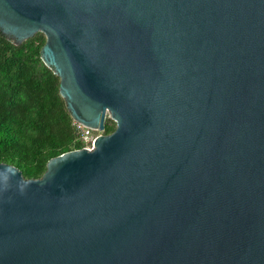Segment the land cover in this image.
I'll return each instance as SVG.
<instances>
[{"label": "water", "instance_id": "water-1", "mask_svg": "<svg viewBox=\"0 0 264 264\" xmlns=\"http://www.w3.org/2000/svg\"><path fill=\"white\" fill-rule=\"evenodd\" d=\"M0 31L101 132L0 162V264H264V0H0Z\"/></svg>", "mask_w": 264, "mask_h": 264}, {"label": "trees", "instance_id": "trees-1", "mask_svg": "<svg viewBox=\"0 0 264 264\" xmlns=\"http://www.w3.org/2000/svg\"><path fill=\"white\" fill-rule=\"evenodd\" d=\"M46 35L16 45L0 31V162L39 178L48 161L87 144L63 98L61 78L41 58ZM107 118L102 133L115 130Z\"/></svg>", "mask_w": 264, "mask_h": 264}, {"label": "built area", "instance_id": "built-area-1", "mask_svg": "<svg viewBox=\"0 0 264 264\" xmlns=\"http://www.w3.org/2000/svg\"><path fill=\"white\" fill-rule=\"evenodd\" d=\"M78 129H80L82 134L83 141L86 142V147L92 148L93 142L96 139L97 135L99 134L98 130H95L91 127L85 126L77 121H75ZM101 133V132H100Z\"/></svg>", "mask_w": 264, "mask_h": 264}, {"label": "rangeland", "instance_id": "rangeland-1", "mask_svg": "<svg viewBox=\"0 0 264 264\" xmlns=\"http://www.w3.org/2000/svg\"><path fill=\"white\" fill-rule=\"evenodd\" d=\"M98 133L100 134V131Z\"/></svg>", "mask_w": 264, "mask_h": 264}]
</instances>
